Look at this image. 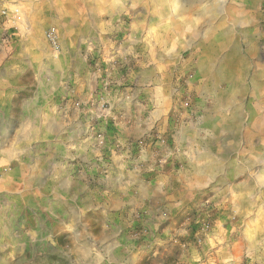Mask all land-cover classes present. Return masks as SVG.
<instances>
[{"label":"rangeland","instance_id":"rangeland-1","mask_svg":"<svg viewBox=\"0 0 264 264\" xmlns=\"http://www.w3.org/2000/svg\"><path fill=\"white\" fill-rule=\"evenodd\" d=\"M179 2L0 0V12L5 9L8 13L7 18L0 20V50L6 52V65H9L6 82H14L21 89L7 96L4 113L10 114V118L20 115L29 118L36 100L31 98L32 82H68V74L76 82H114L117 74L122 82H197L190 69H176L181 56L192 49L186 36L196 28V23L182 22L175 16ZM14 9L20 11L18 20L12 18ZM254 18L248 24L250 33H260L256 41H264V0L256 8ZM260 21L262 28L257 30ZM193 31L197 36V30ZM50 32L55 44L51 42ZM213 35L212 47L220 48L222 36L216 32ZM124 47H130V53H124ZM36 50L44 55H35ZM259 57L258 52L253 54V64L244 76L247 77L245 91L240 94L238 87L234 88L235 110H243L247 117L237 118L225 130L220 119V127H216L219 133L216 131L206 139L213 141V153L206 144L202 145L206 148L201 156L206 158H200L191 180L168 184L171 190L181 189L182 213L166 218V223L175 225L176 231L162 233L163 236L156 234L160 231H151V236L142 231L146 222L163 220L164 216L150 217L147 212L158 204V200L150 197H159L166 190V183L148 175L135 180L131 174L129 182L122 173L121 182L110 184L125 194L126 201L130 196V226L136 229L130 231V256L121 248L115 255H107L105 248L96 245L94 238L99 234V225L107 223L110 215L93 208L87 209L86 228L84 219L73 212L72 217L79 220V232L75 236L70 235L71 230H59L58 222L51 228L45 222L40 229L36 228L32 203L42 210L55 207V216L66 208L65 199L59 194L63 186L61 179L53 183L59 190L53 200H47L46 196L37 199L24 189L36 185L28 178L37 175L48 174L57 180L92 169L88 166L91 156L99 153L78 146L81 142L93 143L94 136H72L69 147L62 143L47 147L45 141L39 145L30 133H24L17 136L16 146L6 148L0 133V264H115L108 262L109 256L128 257L130 264H264V82H252L259 75L256 68ZM261 74L264 77V70ZM46 93L47 90L43 96ZM191 96L188 91L175 98L180 114L191 105ZM240 96L245 97L244 102ZM254 116L259 118L255 132L252 131ZM5 122L0 118V125ZM192 122L196 124L198 119ZM26 130L29 131V125ZM13 137H9L10 143ZM150 140L151 145L166 141L164 135H153ZM144 145L145 140L140 138L133 150L125 151L131 154L128 169L142 166L140 153ZM101 155L106 159L110 156ZM158 155L155 162L141 167L145 173L160 171L165 156ZM101 174L113 176L114 173L102 167ZM18 177L26 179L21 183ZM42 185L51 183L44 181ZM94 185L87 183L91 189ZM33 229L41 239L52 238L54 243L31 253L34 250L27 245ZM46 229L51 230L49 236ZM21 246L27 251H22Z\"/></svg>","mask_w":264,"mask_h":264},{"label":"crops","instance_id":"crops-1","mask_svg":"<svg viewBox=\"0 0 264 264\" xmlns=\"http://www.w3.org/2000/svg\"><path fill=\"white\" fill-rule=\"evenodd\" d=\"M260 1L180 0L175 16L182 22L196 23V28L192 29L190 36H186L192 49L181 56L176 69H190L197 82H122L117 69L114 70L117 74L114 82H76L68 74V82H32L34 91L31 98L36 100L35 110L29 118L24 115L10 118V114L4 113L7 96L20 92L21 89L14 82H6L9 65H6V52L0 50V118L3 122L7 120L1 123L0 133L4 136L6 148L12 144L16 146L17 136L24 133H30L39 145L45 141L47 147L59 143L69 147L72 136L84 137L89 134L94 136L95 141L81 142L79 149L84 147L85 150L99 153L98 156H91L88 164L92 167L91 171L88 169L57 180L48 174L28 178L36 185L24 189L37 199L46 196L44 198L47 200H53L59 193L53 183L60 182V179L63 181L59 194L65 199L66 208L58 211L56 218L55 207L47 206L46 210H42V207L32 203V214H35L37 220L36 228L40 229L43 222L48 228L58 222L61 225L59 230H71L73 233L70 235L75 236L79 232V220L72 217L73 212L84 219L86 228L87 209L93 208L99 213L110 215V218H106V221L109 220L107 223L99 225V234L94 238L96 245L105 248L107 255H115V251L121 248L130 256V231L136 230L130 226V196L126 201L125 194L110 185L121 182V175L125 173L129 182L131 174L135 180H143L148 175L166 183V190L159 197H150V200H158V204L150 207L147 212L150 217L164 216L163 220L146 222L142 231L146 234L149 232L148 236H151V231H160L156 234L162 236V233L176 231V226L166 223V218L168 215L171 217L182 213L181 189L171 190L168 184L185 183L187 178L196 173L200 158H206L201 156L206 146L213 153V141L207 142L206 139L211 134L219 133L220 130L216 127H220V119H223L222 128L225 130L237 118L244 120L247 117L243 110H235L237 96L234 88L237 86L240 94L245 91L247 77L244 76L248 74V69L253 64V54L257 52L260 55L256 61L259 74L257 79L261 78L252 82H264L261 74L264 70V41H256L260 33L251 34L248 25L255 19L254 12ZM257 26V30L262 28L261 21ZM193 30H197V36ZM213 32L223 38L220 48L212 47ZM255 42H258L257 45ZM123 52L130 53V47H124ZM41 54L44 55L36 50L35 55ZM46 55H50L49 50H46ZM2 65L5 67L1 68ZM37 70L39 71V65ZM91 89L94 91H90ZM46 90V96H43ZM188 91L192 93L191 105L180 114L175 98L179 93ZM90 95H94L93 98H89ZM240 99L244 102L245 97L240 96ZM258 115L260 118L261 115ZM184 117L186 121L182 120ZM195 118L198 119L196 124L192 122ZM253 118L252 131L255 132L258 126L256 119L259 118ZM28 125L29 131L26 130ZM153 135H164L165 144L155 142L151 145L150 137ZM10 136H14V143H10ZM140 138L145 140L140 153L142 166L155 162L154 158L161 153L165 156V163L160 171L145 173L142 166L131 170L127 168L131 165V154H125V151L133 150V145ZM205 144L206 146H202ZM104 153L110 155L108 159L103 158L101 154ZM53 163L54 160L51 159V164ZM102 167H106L109 173H114L113 176L101 174ZM17 179L22 183L26 178ZM44 181L51 185L45 187L42 185ZM91 182L95 184L94 189L87 187V183ZM50 231L46 229L48 236ZM31 237L30 244L27 245L34 250L31 253L36 248L54 243L52 238L41 239L34 229ZM22 251L27 250L22 247ZM108 262L130 264V258L109 256Z\"/></svg>","mask_w":264,"mask_h":264},{"label":"built area","instance_id":"built-area-1","mask_svg":"<svg viewBox=\"0 0 264 264\" xmlns=\"http://www.w3.org/2000/svg\"><path fill=\"white\" fill-rule=\"evenodd\" d=\"M19 12L20 11L18 9H14V11L12 13V18L17 19V20L20 19ZM7 17H8L7 11L5 9L1 10V12H0V20H4ZM49 36L51 38V42L53 44H55L56 43V40H55V38H54V36L52 35L51 32H50V35Z\"/></svg>","mask_w":264,"mask_h":264}]
</instances>
